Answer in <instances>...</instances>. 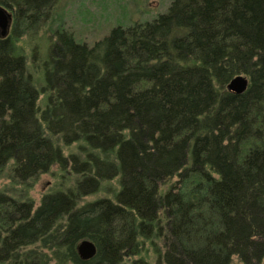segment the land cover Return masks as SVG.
Masks as SVG:
<instances>
[{"label": "trees", "instance_id": "obj_1", "mask_svg": "<svg viewBox=\"0 0 264 264\" xmlns=\"http://www.w3.org/2000/svg\"><path fill=\"white\" fill-rule=\"evenodd\" d=\"M56 2L0 0V167L75 175L38 206L0 193V264L263 263L264 0H173L92 45L56 30L38 87L17 43Z\"/></svg>", "mask_w": 264, "mask_h": 264}, {"label": "rangeland", "instance_id": "obj_2", "mask_svg": "<svg viewBox=\"0 0 264 264\" xmlns=\"http://www.w3.org/2000/svg\"><path fill=\"white\" fill-rule=\"evenodd\" d=\"M172 1L57 0L49 16L42 19L34 30L24 33L17 45L26 58L28 70L38 87H41L44 84L43 61L47 58V51L54 41L56 30H68L74 34L77 40L92 45L117 25L128 26L154 19L158 14L166 11ZM11 26L12 21L7 35L11 33ZM44 97L45 94L40 96L41 107L44 106ZM61 146L65 153L78 152L77 143L61 144ZM12 165L13 161L11 160L5 166L0 167V193L17 199L30 198L34 201L35 206L41 203L42 197L46 193L65 189L72 185L75 177L70 168L63 170L55 165L50 171L22 184L11 178ZM118 187L116 178L103 181L99 190L82 198V203L101 197H113ZM232 264H241V262L234 258Z\"/></svg>", "mask_w": 264, "mask_h": 264}, {"label": "water", "instance_id": "obj_3", "mask_svg": "<svg viewBox=\"0 0 264 264\" xmlns=\"http://www.w3.org/2000/svg\"><path fill=\"white\" fill-rule=\"evenodd\" d=\"M12 13L3 5H0V36L5 37L10 29ZM248 84V79L243 75H238L231 80L228 88L234 92H242ZM77 250L81 258L90 259L97 253L96 244L90 239H83L78 243Z\"/></svg>", "mask_w": 264, "mask_h": 264}]
</instances>
